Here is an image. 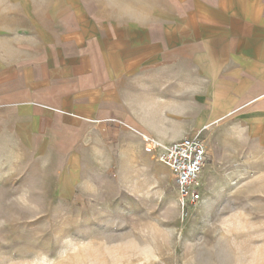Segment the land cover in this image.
<instances>
[{
    "label": "crops",
    "instance_id": "0c3cea01",
    "mask_svg": "<svg viewBox=\"0 0 264 264\" xmlns=\"http://www.w3.org/2000/svg\"><path fill=\"white\" fill-rule=\"evenodd\" d=\"M5 2L0 145L69 171L113 127L143 148L227 129L264 202V0ZM262 214L245 264H264Z\"/></svg>",
    "mask_w": 264,
    "mask_h": 264
},
{
    "label": "rangeland",
    "instance_id": "374dc122",
    "mask_svg": "<svg viewBox=\"0 0 264 264\" xmlns=\"http://www.w3.org/2000/svg\"><path fill=\"white\" fill-rule=\"evenodd\" d=\"M117 130L69 171L0 145V264H245L240 228L258 241L262 229L260 156L234 165L243 139L230 144L227 129L202 137L203 202L183 212L159 155Z\"/></svg>",
    "mask_w": 264,
    "mask_h": 264
},
{
    "label": "built area",
    "instance_id": "2783aa9c",
    "mask_svg": "<svg viewBox=\"0 0 264 264\" xmlns=\"http://www.w3.org/2000/svg\"><path fill=\"white\" fill-rule=\"evenodd\" d=\"M145 150L147 154H158L159 161L169 170L181 210L196 208L202 201L201 175L209 160V152L200 133L166 147L149 141Z\"/></svg>",
    "mask_w": 264,
    "mask_h": 264
},
{
    "label": "bare ground",
    "instance_id": "6f19581e",
    "mask_svg": "<svg viewBox=\"0 0 264 264\" xmlns=\"http://www.w3.org/2000/svg\"><path fill=\"white\" fill-rule=\"evenodd\" d=\"M144 151L146 152L145 148H144ZM203 201V200H202ZM202 203V202H201Z\"/></svg>",
    "mask_w": 264,
    "mask_h": 264
}]
</instances>
